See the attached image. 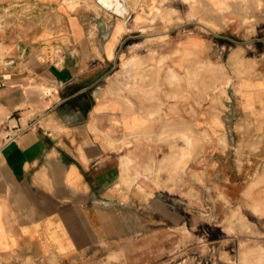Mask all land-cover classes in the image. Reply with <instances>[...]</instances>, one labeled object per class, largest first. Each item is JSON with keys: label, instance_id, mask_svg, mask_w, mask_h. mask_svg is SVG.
Masks as SVG:
<instances>
[{"label": "crops", "instance_id": "0c3cea01", "mask_svg": "<svg viewBox=\"0 0 264 264\" xmlns=\"http://www.w3.org/2000/svg\"><path fill=\"white\" fill-rule=\"evenodd\" d=\"M110 1L0 0V264L122 242L173 186L264 221V36Z\"/></svg>", "mask_w": 264, "mask_h": 264}, {"label": "rangeland", "instance_id": "374dc122", "mask_svg": "<svg viewBox=\"0 0 264 264\" xmlns=\"http://www.w3.org/2000/svg\"><path fill=\"white\" fill-rule=\"evenodd\" d=\"M76 1L79 5L74 14L82 19L85 13L89 18L88 13L83 11L89 9V4L96 11L97 7L100 10L101 4L111 2ZM127 1L156 5V12L152 15L154 19H162L164 14L176 16L177 19H181V16L190 18L198 9L203 14L205 24L216 25L210 22L216 21L223 26L228 25V28L224 26L227 36L234 34L238 20L253 28L254 37L264 36V0H224L221 9L210 0ZM57 5L66 6L62 1ZM164 5L169 6L172 12H164ZM98 16L91 14L92 19H98ZM179 189L173 186L171 194L165 195L166 202L157 209L154 223L141 213L137 234L125 237L122 242L109 244L104 250L95 249L86 257L77 258L69 264H264V221L260 223L248 219L237 210L233 212L229 225L227 219H222L227 215V210H223L221 205L202 203L205 200L202 189H189L186 209L185 195L182 199ZM200 195L204 196L200 199ZM55 260L54 263L44 264H57ZM24 264H33V261L27 260Z\"/></svg>", "mask_w": 264, "mask_h": 264}, {"label": "bare ground", "instance_id": "6f19581e", "mask_svg": "<svg viewBox=\"0 0 264 264\" xmlns=\"http://www.w3.org/2000/svg\"><path fill=\"white\" fill-rule=\"evenodd\" d=\"M187 1L191 2V1H195V0H187ZM210 1L213 3L214 6L219 7L220 9H221V7L224 5V0H210ZM65 2L67 3V5H68L71 9L76 8V6L78 5L76 0H65ZM69 7H68V8H69ZM70 8H69V10H70ZM242 84H243V83H242ZM240 89H241V87H240ZM240 91H241V90H240ZM243 259H244V258H243ZM243 261H245V260H243ZM243 261H242V262H243ZM244 264H245V262H244Z\"/></svg>", "mask_w": 264, "mask_h": 264}]
</instances>
